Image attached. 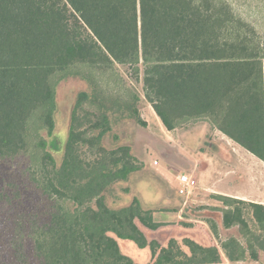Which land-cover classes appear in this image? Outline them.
<instances>
[{
  "label": "trees",
  "instance_id": "1",
  "mask_svg": "<svg viewBox=\"0 0 264 264\" xmlns=\"http://www.w3.org/2000/svg\"><path fill=\"white\" fill-rule=\"evenodd\" d=\"M233 4L0 0V157L25 165L23 189L0 198L1 264H132L115 236L158 253L159 244L136 222L156 229L152 210L137 197L120 209L106 203L113 184L141 169L130 146L105 143L115 114L146 125L136 105L140 96L105 94L94 71L120 64L143 73L145 97L168 130L207 119L264 160V37ZM70 76L86 79L91 91L76 98L58 167L47 137L56 130L57 86ZM21 197H32L40 211H13ZM220 198L225 226H247L242 203L264 229V203ZM187 242L193 253L187 264L223 258L215 246ZM224 248L231 260L246 255L235 239ZM156 258V264L185 261L164 247Z\"/></svg>",
  "mask_w": 264,
  "mask_h": 264
},
{
  "label": "rangeland",
  "instance_id": "2",
  "mask_svg": "<svg viewBox=\"0 0 264 264\" xmlns=\"http://www.w3.org/2000/svg\"><path fill=\"white\" fill-rule=\"evenodd\" d=\"M238 13L249 21L261 37H264V0H233ZM95 79L105 94L124 99L139 95L136 105L146 125L135 119L115 114L113 130L105 143L109 148L121 145L131 147L141 169L131 173L127 180L112 185L106 192L110 208L120 209L131 204L137 197L146 210H152L159 224L151 229L136 220L147 240L161 248L173 249L178 258L193 255L188 240L204 247H217L223 258L212 264H264V229L258 226L250 207L239 204L247 226L223 223V211L227 207L222 196L238 198L246 202L264 203V160L244 149L207 119L185 122L170 131L162 123L151 103L145 97L143 73H133L128 67L116 64L109 70L94 71ZM91 91L88 81L80 76H70L57 86L56 130L48 138V149L56 159L57 166L63 160L68 139L71 113L78 94ZM24 162L8 161L0 157V198L23 189ZM187 174L190 186L181 193L179 176ZM5 189V193H1ZM32 197H21L12 202V209L35 215ZM6 211L8 209H5ZM1 213V212H0ZM18 216V213H7ZM14 225L12 226V230ZM16 232H13L14 238ZM120 250L130 257L132 264H156V256L150 245L140 247L132 240L115 236ZM235 239L246 255L240 260H231L224 248L225 243ZM236 253L237 246L229 247ZM257 253L253 257L251 252ZM1 264V263H0ZM179 264V263H175Z\"/></svg>",
  "mask_w": 264,
  "mask_h": 264
},
{
  "label": "built area",
  "instance_id": "3",
  "mask_svg": "<svg viewBox=\"0 0 264 264\" xmlns=\"http://www.w3.org/2000/svg\"><path fill=\"white\" fill-rule=\"evenodd\" d=\"M179 180L181 183L180 192L186 193L188 191L190 183H191L189 176L187 174L180 175Z\"/></svg>",
  "mask_w": 264,
  "mask_h": 264
}]
</instances>
